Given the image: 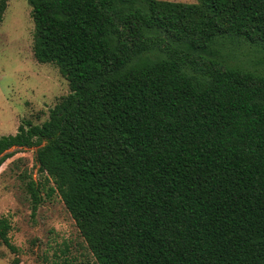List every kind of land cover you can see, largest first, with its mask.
I'll return each instance as SVG.
<instances>
[{
  "label": "trees",
  "instance_id": "trees-1",
  "mask_svg": "<svg viewBox=\"0 0 264 264\" xmlns=\"http://www.w3.org/2000/svg\"><path fill=\"white\" fill-rule=\"evenodd\" d=\"M28 1L70 93L0 135V167L38 147L90 264H264V0Z\"/></svg>",
  "mask_w": 264,
  "mask_h": 264
},
{
  "label": "rangeland",
  "instance_id": "rangeland-1",
  "mask_svg": "<svg viewBox=\"0 0 264 264\" xmlns=\"http://www.w3.org/2000/svg\"><path fill=\"white\" fill-rule=\"evenodd\" d=\"M34 32L29 1L9 0L0 23V135L15 134L24 118L43 123L49 110L70 93L59 67L35 58ZM261 55L251 58L257 60ZM37 149L13 148L11 151L17 153L0 167V217H9V236L18 248L12 252L0 240V264H11L15 258L20 259L19 264H53L57 256H67L74 264H90L95 258L64 201L58 192L49 195L54 183L39 173ZM30 177L44 185V200L35 216L26 191Z\"/></svg>",
  "mask_w": 264,
  "mask_h": 264
}]
</instances>
